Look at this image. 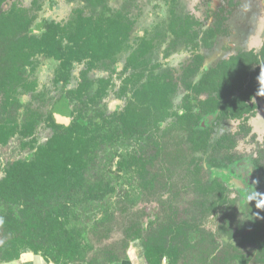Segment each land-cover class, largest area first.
I'll return each instance as SVG.
<instances>
[{
  "label": "trees",
  "instance_id": "obj_1",
  "mask_svg": "<svg viewBox=\"0 0 264 264\" xmlns=\"http://www.w3.org/2000/svg\"><path fill=\"white\" fill-rule=\"evenodd\" d=\"M79 2L84 5L83 10L65 25L45 20L39 26L35 25L38 12L22 7L20 0H0V146L18 138L22 147L31 150L25 158L0 168L3 174L0 204L5 208L0 213V229L6 235L0 244L2 262L16 260L24 252L40 255L53 264H112L119 261L113 254L104 255L101 262L89 260L85 230L72 221L78 205L99 203L113 192L104 179L89 181L85 177L87 166L95 161L96 150L107 144L113 150L111 168L108 169L116 179L123 171L139 173L141 186L150 189L164 177V171L182 166L202 196L217 195V199L208 202L209 207L203 210L215 213L226 203L224 192L230 186L228 177L221 171L219 178L213 176L206 182L203 178L205 166L198 155L218 154L223 149L231 153L236 143L230 135L212 141L207 118L213 116L245 123L259 109L256 101L264 99L263 42L259 51L231 55L213 68L205 67L202 57L195 56L197 61L183 71V108L175 114L172 113L171 97L177 86L172 77L151 74L147 63L143 62L141 70L150 74L144 81L125 80L124 94L128 97L123 113L116 111L105 115L99 111L93 118L86 117V111L107 97L110 84L102 78L92 81L87 74L111 68L117 71L118 55L124 48L131 52L130 63L137 64V60H145L153 44L144 42L139 50H135L130 45L131 24L120 13H110L105 6L107 0ZM87 8L90 11L102 8L103 12L85 15ZM188 17L178 16L172 8L168 26L172 35L189 46L194 45L198 37L195 30L198 23ZM215 30H209V39L214 38ZM42 59L58 63L54 82L61 83L62 88L69 85L75 65H83V70L75 89L65 92L66 102H75L80 110H75L74 117L70 113L72 118L66 125L53 109L46 116L53 134L45 144L38 145L35 132L41 115L33 102L43 101V98L28 100L23 96L36 89L33 75L39 71V60ZM171 118L174 121L167 128L165 125ZM151 122L156 133L163 132L165 137H170L175 147L174 151L168 149L169 140L153 141L155 166L152 172L147 169V160L141 155L138 159L135 150L124 156L118 147L122 134L131 138L135 146L139 145L136 139L141 142L144 137L148 144L152 138ZM175 137L177 141H174ZM124 164L130 168H124ZM238 193L241 202L246 204V192ZM249 205L250 213L260 210L255 233L258 245L245 264H264V200L260 199L257 204L261 208L256 207V200L250 201ZM232 217H228L229 225L233 223ZM200 227L183 221L169 222L156 229L150 223L145 233L137 228L131 242L140 240L144 264H163L164 258L168 264H178L182 246L200 239Z\"/></svg>",
  "mask_w": 264,
  "mask_h": 264
},
{
  "label": "rangeland",
  "instance_id": "obj_2",
  "mask_svg": "<svg viewBox=\"0 0 264 264\" xmlns=\"http://www.w3.org/2000/svg\"><path fill=\"white\" fill-rule=\"evenodd\" d=\"M176 1L180 14L189 16V19L199 25L195 26L198 37L194 45L182 44L180 38L174 35L171 37L165 32L170 20V10L173 8L170 0H107L105 5L110 13H120L131 24L130 35L138 47L142 40L152 42L153 50L146 58L147 67L153 75H170L176 84L171 97L173 114L183 108V71L197 61L195 56L202 57L205 67L213 68L231 55L251 50L259 51L264 42V0H196L200 3L193 0ZM20 4L38 12L35 25L39 26L45 20L66 24L84 8L79 0H20ZM101 12L102 8L93 11L85 9V15ZM209 30L216 31L212 39L207 37ZM129 53L131 52L125 48L119 53L117 71L111 68L108 71L95 70L87 74L91 80L107 78L111 84L108 85L107 97L86 111V117L93 118L99 111L109 115L111 110L116 109L120 98L118 96H123L125 91L123 80L135 75L132 71H125L127 64H130ZM39 61V71L33 75L36 79V89L23 97L28 100L33 97L43 98V101L33 102L34 108H38L41 115L37 120L35 137L37 144L43 145L53 134V130L48 127L46 116L58 106L59 109H67L69 117L70 113L74 117L75 110L79 109L75 102L65 106L60 100L66 91L75 89L83 65H75L69 85L62 88L61 83L54 82L58 63L43 59ZM150 73L146 72L145 75ZM124 101L123 99L122 104ZM256 103L259 109L245 123L214 117L208 122L212 141L230 135L236 143L231 153L223 149L217 152L218 154L198 155L205 166L203 178L206 182L213 179L215 172L212 169L219 172L229 169L234 181L236 180L235 186L233 185L235 188L230 185L224 192L226 203L215 213H205L203 210L209 207L208 202L217 199V195L212 193L202 196L186 168L178 166L168 172L164 171V177H160L156 185L147 189L141 186L139 178L134 174H122L124 176L116 179L108 169L111 168L113 150L108 144L97 149L95 161L87 166L85 177L89 181L104 179L113 192L110 197L99 203L78 205L73 213L72 221L86 233L87 258L101 262L104 255L113 254L121 261L128 259L131 252L140 264H144L140 240L131 242L138 229L145 233L150 223L157 229L169 222L175 224L188 221L201 226L200 239L182 246L178 264H245L257 249L255 233L260 210L250 213V201L246 204L241 202L236 189L245 185L244 181L239 180V176H245L250 184L245 190L247 195L254 191L264 195V99H258ZM173 121L171 118L165 126L168 128ZM162 133L155 134V141L167 142L171 139ZM24 141L27 142L28 139ZM174 141H177L176 137ZM171 142L168 141V149L174 151L175 147ZM120 146L121 141L118 145L119 151ZM168 149L165 150L169 153ZM29 153L31 150L22 147L20 140L14 138L6 146H0V168L16 159L25 158ZM247 169L252 171L251 175H247ZM2 176L0 171V179ZM218 182L220 183V180L216 181L217 184ZM260 199L264 200V196ZM4 209V205L0 204V213L4 212ZM227 216H233L232 225H229L230 219ZM5 238L6 235L0 229V244ZM162 263L168 264V260L164 258Z\"/></svg>",
  "mask_w": 264,
  "mask_h": 264
},
{
  "label": "flooded vegetation",
  "instance_id": "obj_3",
  "mask_svg": "<svg viewBox=\"0 0 264 264\" xmlns=\"http://www.w3.org/2000/svg\"><path fill=\"white\" fill-rule=\"evenodd\" d=\"M170 1H172V5H173V8H175V10L177 11V15L178 16H180V17H187V15H184V14H180V12L178 11L179 9H178V3H177V1L176 0H170ZM65 25V24H64ZM167 29H165V32L167 33L168 32V34L171 36V37H173V35L170 33V31H169V26L168 27H166ZM141 41V40H140ZM149 40H142L141 42H140V44H139V46L140 47H138V44L135 42V41H132V36L130 35V43H132V44H130L131 46H133V48L135 49V50H139L140 48H141V46H143V44H144V42H148ZM179 41V40H178ZM181 41H182V39H181ZM150 43H152V42H150ZM153 50V48L152 49H150V51H149V53H147L146 55H145V60H137L136 61V63L137 64H131L130 63V59L131 58H129V63L130 64H127V67L125 68V71H128V72H130L131 73V71L135 74L133 77H128V78H125V80H127V79H134V81L135 80H139V79H143V81L144 80H146V78L148 77L147 75H145V70H141V68L142 67H144L143 65V62L146 64L147 62V60H146V58H147V55L149 56L150 54H151V51ZM130 54V57H131V53H129ZM51 61V60H50ZM119 69V67L117 68V70ZM100 71V70H99ZM103 71V70H102ZM93 72V71H92ZM195 77H193V79H194ZM98 78H96V79H93V80H97ZM102 79H104V80H107V78H102ZM92 80V81H93ZM125 80H123V82H124V89H125V87H126V85H125ZM107 81H109L110 82V80H107ZM111 84V83H110ZM128 86V85H127ZM128 87H130V84H129V86ZM108 90H109V88H108ZM125 94H123V96L122 95H120V96H118V97H120L119 98V100L117 101V103H118V105H117V107H116V109L115 110H111L110 111V114L109 115H111V114H113L114 112H116V111H118L119 113H123L124 111H125V108H126V102H127V97H128V95L127 96H124ZM123 99L125 100L124 101V104H122L123 103ZM61 101V103H66V105H68V103L66 102V95H65V93H64V95L62 96V99L60 100ZM65 101V102H64ZM61 105V104H60ZM123 105V106H122ZM122 106V107H121ZM54 109H56V111H58L59 110V106L58 107H56V108H54ZM61 109V108H60ZM110 109V108H109ZM180 111H181V109H180ZM58 114H60V117H62V116H64L61 112H58ZM71 118L72 117H69V122H68V124L70 123V121H71ZM213 118V116H208V118H207V120H208V122H209V120L210 119H212ZM214 119V118H213ZM68 124H66V125H68ZM149 126L150 127H152V128H150L151 130H152V133L150 134V136L152 137V138H150L151 139V141L149 140V143L147 144V139L144 137V138H142V141L140 142V141H138L136 138V141L135 142H138V144L139 145H137V146H135L134 145V143H133V145H132V140H131V138H127V137H125V136H127V135H124V134H122L121 135V146H120V151H121V153L125 156L126 154H127V152L128 151H130V150H135L136 151V156H137V158L138 159H140L139 157H140V155L143 157V158H145L146 160H147V169H149L150 170V172H152L153 171V169H154V166H155V145L153 144V141H155V134H156V129H155V127H153L154 126V124L151 122L150 124H149ZM140 128V127H139ZM140 137V136H139ZM131 142L130 144H128L127 142ZM140 142V143H139ZM130 146H132V147H130ZM130 168V166L128 165V164H124V168ZM125 170H127V169H125ZM228 170V171H227ZM227 170H225V171H223V173H224V175L225 176H227L228 177V183H229V185H231V187H234L235 186V183H234V177L233 176H231V171L229 170V169H227ZM212 171L213 172H215V174H214V178H215V176L216 177H218L219 178V175H218V173H219V171H217L216 169H212ZM251 172L252 171H250L249 169H247V175H251ZM126 173H129L130 175H133L132 173H130V172H126V171H123V173L122 174H126ZM121 174V175H122ZM121 175H120V177H121ZM139 173L137 174H135L134 176H137V177H139ZM122 176H124V175H122ZM234 176H236V175H234ZM237 177V176H236ZM239 180H241V181H244L243 182V184L245 185V187H243V188H239V189H236V190H238V191H245L247 188H248V186H250V184L248 183V180H247V178H245V176H243L242 174L239 176ZM246 183V184H245ZM248 183V184H247ZM243 184H241V186H243ZM155 185H156V183H155ZM234 185V186H233ZM248 185V186H247ZM235 188V187H234Z\"/></svg>",
  "mask_w": 264,
  "mask_h": 264
},
{
  "label": "crops",
  "instance_id": "obj_4",
  "mask_svg": "<svg viewBox=\"0 0 264 264\" xmlns=\"http://www.w3.org/2000/svg\"><path fill=\"white\" fill-rule=\"evenodd\" d=\"M193 2L200 3L197 2L196 0H193ZM134 258L135 257H133L132 253L130 252L128 259L121 260L119 262H115L112 264H140V262L136 258L135 259ZM0 264H53V263L46 262L45 259L40 255H36L31 252H24L21 253L18 259L10 262L0 261Z\"/></svg>",
  "mask_w": 264,
  "mask_h": 264
},
{
  "label": "water",
  "instance_id": "obj_5",
  "mask_svg": "<svg viewBox=\"0 0 264 264\" xmlns=\"http://www.w3.org/2000/svg\"><path fill=\"white\" fill-rule=\"evenodd\" d=\"M64 105L67 106L66 103H65ZM58 112H61V113L64 115V116L60 117V114H58V117H59L60 121H61L62 123L68 124V122H69V113H68V110H67V109L63 110V109L61 108V109L58 110ZM235 181H236V180H235ZM235 181H234V182H235ZM238 183H239V182H238ZM240 184H241V182H240Z\"/></svg>",
  "mask_w": 264,
  "mask_h": 264
},
{
  "label": "clouds",
  "instance_id": "obj_6",
  "mask_svg": "<svg viewBox=\"0 0 264 264\" xmlns=\"http://www.w3.org/2000/svg\"><path fill=\"white\" fill-rule=\"evenodd\" d=\"M258 196H259V199H257ZM262 196H264V195L258 194V193H256V192L254 191V193H250V194L248 195L247 199H248V202H249V201H252V200H256V207H257V204L260 203V198H261ZM262 207H264V206H262ZM257 208H261V207H257Z\"/></svg>",
  "mask_w": 264,
  "mask_h": 264
}]
</instances>
